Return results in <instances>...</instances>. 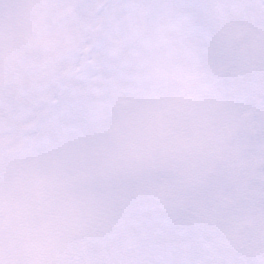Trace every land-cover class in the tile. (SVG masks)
Wrapping results in <instances>:
<instances>
[{
  "label": "snow or ice",
  "instance_id": "1",
  "mask_svg": "<svg viewBox=\"0 0 264 264\" xmlns=\"http://www.w3.org/2000/svg\"><path fill=\"white\" fill-rule=\"evenodd\" d=\"M0 264H264V0H0Z\"/></svg>",
  "mask_w": 264,
  "mask_h": 264
}]
</instances>
